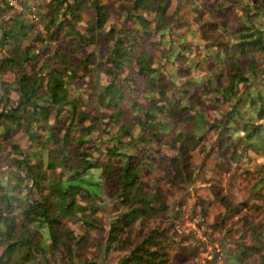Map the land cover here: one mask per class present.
Here are the masks:
<instances>
[{
    "label": "trees",
    "instance_id": "1",
    "mask_svg": "<svg viewBox=\"0 0 264 264\" xmlns=\"http://www.w3.org/2000/svg\"><path fill=\"white\" fill-rule=\"evenodd\" d=\"M14 2L0 0V264H100L87 251L101 194L124 210L106 232L103 264L182 261L196 253L194 237L185 255L167 228H143L180 213L164 185L191 184L217 203L215 228L237 217L221 263L264 264V0ZM181 5L208 13L202 43L187 42L196 30L171 34ZM98 44L104 60L81 52ZM98 67L99 86L74 93ZM209 131L217 157L206 151L202 168L256 172L251 200L234 205L223 178L200 182L192 158ZM204 202L194 210L205 223ZM133 228L138 241L121 239Z\"/></svg>",
    "mask_w": 264,
    "mask_h": 264
},
{
    "label": "rangeland",
    "instance_id": "2",
    "mask_svg": "<svg viewBox=\"0 0 264 264\" xmlns=\"http://www.w3.org/2000/svg\"><path fill=\"white\" fill-rule=\"evenodd\" d=\"M175 6L176 5L173 4L171 10H173ZM208 17V13H206V15L203 17H199L198 14L187 5H181L178 11V17L175 16V19L172 18L171 34L177 35L181 34L180 32L185 31V35H187L188 29L196 30L197 33L194 38H189L187 35V42L190 45H196L198 43L200 44L203 41L201 40L202 35L198 25L201 24L202 20L208 19ZM111 20L114 19L111 18ZM57 45L58 43H52V49L56 48ZM90 51H94L99 61L105 59L104 56L106 52L102 45H90L84 48L81 52L86 55ZM102 71L103 70L98 67L97 70L92 73L91 77L79 80L78 83L74 84L73 92H92L93 87L99 86V82H102ZM209 116H212V114L209 113ZM210 137L211 131L206 134L205 141L204 143L202 142L201 145V151L203 148H206L205 151L203 150L204 152H194L192 158V166L195 169V173L199 176L200 182H208V178H215V182H217V180L220 179L216 178H223V191L232 197L234 205H236L240 200H251L252 190L248 189V181L251 180L253 175H256V172H254V174H251L250 172L252 175L250 176V174L245 173V170H238L237 172H239L241 175L240 176L237 172L230 173L229 171L223 170L222 172L219 171L218 175L216 176L214 173L202 168L201 164L204 160L205 154L207 153L206 151L211 150L210 153H212V163L217 157L216 150H214L211 146L212 139ZM161 153H167L166 148L162 147ZM7 169L6 161L4 159H0V173ZM163 172V170H161V172L158 171L157 175L155 174V178L157 176L159 179L165 178V174ZM219 174L221 175L219 176ZM206 185L207 184L204 186ZM90 187L94 188L93 186ZM163 189L165 195L167 196V200L170 203V207H173L174 209L179 208L180 215L178 214L176 217H174V215L158 216L148 219L146 221V226L143 228V232L154 225H159L160 228H167L169 237L172 238L175 243L177 242V245L181 244L180 248L182 247L183 249L180 250L184 254L188 252V248L191 244L190 237H194L197 240L199 246L196 253L194 255L189 254V257L186 259L183 258L182 261H179L178 258L175 257L173 264H222L221 261L223 259L225 250L230 245H232L233 239L238 236L237 232H233L235 228L237 230L240 227L235 225V222H237V217L229 219L225 224L219 223V227L215 228L213 223L220 221L217 218L220 210L215 205L217 203H213L211 206L206 204L207 201L210 200V193H208L209 191L207 192L206 188L205 190L200 188L198 189L197 186L195 187V185L191 184L180 188L176 186L165 188L164 185ZM200 196L205 198L204 204L208 209V215L206 217L205 223L201 221L202 214L194 210L196 198ZM97 206L100 207V210L95 216H97L100 221L101 229L99 231H92L90 233L91 238L97 240V245H95L93 248L91 247L87 252L90 257L93 255V257L97 258L100 264H103L106 257L104 249L102 248L105 246L104 242L106 239V232L109 229L110 223L124 210L118 201L110 199L104 194H101V197L97 199ZM198 222L201 223L199 224ZM211 223L213 225L208 226V224L210 225ZM72 226L77 232H82V228H80L78 225L73 224ZM136 229L137 228L129 229L124 235L121 236V239L138 241L141 238V235H139V231ZM177 245L175 244V248ZM115 254L116 252L112 251L109 255L113 256Z\"/></svg>",
    "mask_w": 264,
    "mask_h": 264
},
{
    "label": "built area",
    "instance_id": "3",
    "mask_svg": "<svg viewBox=\"0 0 264 264\" xmlns=\"http://www.w3.org/2000/svg\"><path fill=\"white\" fill-rule=\"evenodd\" d=\"M11 3H15L14 0H10ZM35 16V15H34Z\"/></svg>",
    "mask_w": 264,
    "mask_h": 264
}]
</instances>
